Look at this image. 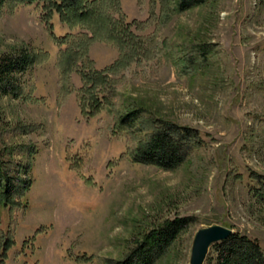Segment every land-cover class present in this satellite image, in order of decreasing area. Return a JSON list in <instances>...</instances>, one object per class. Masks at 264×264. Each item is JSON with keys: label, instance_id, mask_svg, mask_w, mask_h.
I'll use <instances>...</instances> for the list:
<instances>
[{"label": "rangeland", "instance_id": "374dc122", "mask_svg": "<svg viewBox=\"0 0 264 264\" xmlns=\"http://www.w3.org/2000/svg\"><path fill=\"white\" fill-rule=\"evenodd\" d=\"M177 2L117 0L109 12L122 16L127 45L93 41L86 63L64 71L70 45L51 33L85 30L53 14L51 32L41 3L1 9L0 54L36 56L19 74L22 96H0V150L16 147L31 181L26 206L1 212L14 240L4 264H113L181 218L188 223L153 264H190L196 231L212 224L264 250V200L251 193V175L264 176V0H202L184 11ZM122 54L125 65L113 66ZM92 70L107 75L111 103L87 115L82 73ZM136 106L195 129L200 144L172 170L134 162L138 133L116 131L115 120ZM31 145L33 155L18 150Z\"/></svg>", "mask_w": 264, "mask_h": 264}, {"label": "trees", "instance_id": "16d2710c", "mask_svg": "<svg viewBox=\"0 0 264 264\" xmlns=\"http://www.w3.org/2000/svg\"><path fill=\"white\" fill-rule=\"evenodd\" d=\"M8 2L41 3L42 17L51 32L52 25L49 20L53 14H57L59 20L70 29L85 30L80 35L72 37L66 35L61 38L51 33L57 43L68 42L70 47L73 45L76 47L75 51L70 50L69 47L62 52L60 59L63 71L82 58L86 63V51L93 41L111 42L119 48L127 45L128 41L124 33L128 34V29L121 24L122 16L115 18L113 13L109 12L110 6L117 5V0H0V11ZM200 2L202 0H178L177 10L184 11ZM68 37H70L69 41ZM127 59L128 56L122 54L113 66L125 65ZM35 60V54L25 48L15 53L0 54V96H22L19 74L28 70ZM103 74V71L96 70L82 73L84 79L82 92H85L83 99L86 102V107L82 108V111L87 115H94L104 108L107 102L111 103V97L106 95L111 93V84L107 75ZM99 92L105 95L99 96ZM28 130V128L24 129V131ZM115 130H129L140 134L137 135L136 144L129 151L134 162L154 165L165 170L178 167L187 159L193 148L200 144L195 129L154 116L143 106L130 108L118 115L115 120ZM16 150L14 146H4L0 150V224L3 209L26 206L25 194L31 185L29 177L26 176L30 165L14 162L12 157ZM18 150L28 155H33L35 152L32 145L19 147ZM251 177L257 182V186L251 188V193L254 197L264 200V176L253 173ZM187 223L186 218L174 219L162 228L151 230L126 258L114 261L113 264H153ZM13 244L11 235L3 232L0 227V264H4L6 254ZM203 264H264V250L256 240L232 232L225 240L210 246Z\"/></svg>", "mask_w": 264, "mask_h": 264}, {"label": "water", "instance_id": "95a60500", "mask_svg": "<svg viewBox=\"0 0 264 264\" xmlns=\"http://www.w3.org/2000/svg\"><path fill=\"white\" fill-rule=\"evenodd\" d=\"M231 233L230 228L220 224L199 228L193 238L190 264H203L210 246L225 240Z\"/></svg>", "mask_w": 264, "mask_h": 264}]
</instances>
